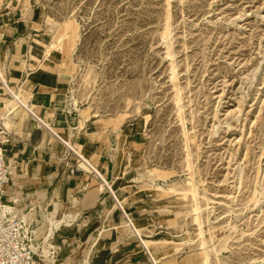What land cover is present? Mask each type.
I'll return each instance as SVG.
<instances>
[{"label":"rangeland","instance_id":"obj_1","mask_svg":"<svg viewBox=\"0 0 264 264\" xmlns=\"http://www.w3.org/2000/svg\"><path fill=\"white\" fill-rule=\"evenodd\" d=\"M12 9L33 13L81 119L130 135L115 157L138 173L123 206L146 242L127 217L116 231L141 264H264V0H0Z\"/></svg>","mask_w":264,"mask_h":264},{"label":"crops","instance_id":"obj_2","mask_svg":"<svg viewBox=\"0 0 264 264\" xmlns=\"http://www.w3.org/2000/svg\"><path fill=\"white\" fill-rule=\"evenodd\" d=\"M5 12H0V66L19 97L52 131L28 113L25 117L23 109L12 108L15 103L0 91V113L15 109L7 118L13 138L6 152L11 180L4 202L37 230L44 264H141L145 255L138 248L139 241L116 231L126 227L123 203L130 204L141 192L131 184L138 177L136 169L126 168L122 154L115 157L119 136L125 147L130 135L123 134L122 126L116 129L108 123L101 127L93 119L82 120L80 109L68 96L70 78L44 67L56 57L46 62L51 59L43 55L44 49L53 45L33 40V13ZM30 33L32 39L26 41ZM68 145L100 176L90 171L71 173L70 166L79 160ZM133 206V214L146 211L145 196ZM133 214V219L140 221ZM125 223L135 228L133 220ZM52 252L55 257L48 256Z\"/></svg>","mask_w":264,"mask_h":264},{"label":"built area","instance_id":"obj_3","mask_svg":"<svg viewBox=\"0 0 264 264\" xmlns=\"http://www.w3.org/2000/svg\"><path fill=\"white\" fill-rule=\"evenodd\" d=\"M1 90L5 97L11 102H14L17 107L23 109L41 126L52 131L42 119L32 111L30 106L19 97L18 93L11 87L7 75L0 66V91ZM12 114L13 111H8L6 115L0 113V264H41L38 260V253L41 252L42 247L37 240V230H35L32 225H29L24 217H21L17 213L15 207H11L4 202L6 187L11 180V171L6 161V152L13 138V133L7 125V118ZM68 147L79 160L78 163L70 166L71 173L75 174L80 171H90L91 173H95V175H99L88 160L69 145ZM64 161L66 162V166L69 167V160L65 158ZM111 193L113 194L112 191ZM113 196L117 201V197L114 194ZM121 209L123 210L122 207ZM123 212L128 218L124 210ZM128 220L131 223L129 218ZM139 238L142 241L141 237ZM146 252L151 264H154L153 256L148 250Z\"/></svg>","mask_w":264,"mask_h":264},{"label":"bare ground","instance_id":"obj_4","mask_svg":"<svg viewBox=\"0 0 264 264\" xmlns=\"http://www.w3.org/2000/svg\"><path fill=\"white\" fill-rule=\"evenodd\" d=\"M47 53H49V51H47ZM15 109H19V107H17L16 106V108ZM14 109V110H15ZM21 109V108H20ZM14 110H12V111H14ZM192 186V185H191ZM188 192V191H187ZM132 229H133V231H134V233L136 234V236H137V238L138 239H140L139 237H141V239L143 238L137 231H136V229L134 228V227H132ZM145 243V242H144ZM147 246V245H146ZM53 255H54V253L52 252V253H49L48 254V256L49 257H53ZM40 258H41V261H40ZM38 260H39V262L41 263V264H44L43 263V257H41V255H40V253H38ZM57 262V261H56ZM154 264H155V262H154Z\"/></svg>","mask_w":264,"mask_h":264}]
</instances>
